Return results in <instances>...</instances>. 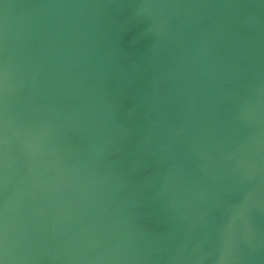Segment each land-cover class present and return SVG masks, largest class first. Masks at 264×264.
Wrapping results in <instances>:
<instances>
[{"label":"water","instance_id":"water-1","mask_svg":"<svg viewBox=\"0 0 264 264\" xmlns=\"http://www.w3.org/2000/svg\"><path fill=\"white\" fill-rule=\"evenodd\" d=\"M0 264H264V0H0Z\"/></svg>","mask_w":264,"mask_h":264}]
</instances>
